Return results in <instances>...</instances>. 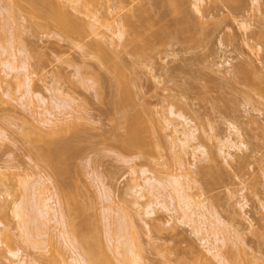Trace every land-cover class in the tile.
<instances>
[{"label": "rangeland", "instance_id": "374dc122", "mask_svg": "<svg viewBox=\"0 0 264 264\" xmlns=\"http://www.w3.org/2000/svg\"><path fill=\"white\" fill-rule=\"evenodd\" d=\"M11 1L13 0H0V48L3 49L4 46L9 51L16 52L20 58L19 66L24 65V62H26V68L20 67L18 70L10 72L9 76H6L5 70L8 69L0 65V76L6 78L3 87L9 86L7 90L10 93L8 96L4 95L3 89L0 88V95L3 92L2 101H0V131L5 134L1 139L2 141H0V168L2 167L0 169V220L9 228V236L6 235L7 231L4 230L1 238L0 264L10 263V256L7 253L9 248L22 250L23 255L36 260L37 264H69V260H71L72 253L65 247L63 238L59 237L61 236L59 232L62 227L59 226L60 228H58L54 221H48L49 217L47 215L39 217V220H37L42 223L48 222L49 226L52 227H42V229L39 223L33 222L36 215L34 214L36 204L33 203L34 205L30 204L32 206H29V203H26L29 207L28 210L31 213L33 212L30 215L27 210L28 214L30 216L34 214L33 219L29 217L33 227L30 226L32 229L31 234L35 233L36 227L39 228V232L37 230L39 235L41 231L43 233V236L41 234L42 237L39 235L37 237L38 233H35L37 240L40 241H38L40 246L37 247H35L36 243L32 247V244L23 241L22 233H19L20 228H18L17 219L11 210L12 204L15 202H20L23 199L21 202L24 203L23 196H26L27 202L28 199H32L33 191L30 182L39 178L41 173L51 178L48 185L53 189L58 184L72 193L76 191V194L73 193L75 194L73 199L76 201L74 203L79 202L84 206L80 207L82 211L79 209L81 212L77 213L74 209H71V217L74 218L75 227L68 223L69 227L65 229L72 231L73 228L80 238L87 236L86 240L89 238L88 240L91 243L101 244L105 250L107 249L106 251L109 250L108 252L111 255L107 253L112 256L111 258L114 261L116 260L115 262L120 264V257L116 258V255H113L108 239L110 235L117 234L114 232L119 228L117 230L115 228L123 221L119 226L120 229L121 227L126 228L127 222H129L128 229H125L126 235L130 236H128L129 239L133 237L130 239L132 241H129L137 246V252L145 257L147 264H198L197 261L201 259L204 253L206 254L205 247L202 245L204 243L201 241L205 232H195L196 230L194 231L190 224L186 223L187 218H184L186 221L180 219L181 211H170L161 206L160 199L163 202L164 198L167 204L169 200L171 202V198L168 197L169 200L167 199L168 194L165 195V192L164 195L159 193L163 198L160 197L159 202L156 201V204H153L154 214L147 215L145 212L147 201L156 199L153 195L149 199L151 194L148 193V190L151 188L145 186L144 183L142 184L143 179L147 176L166 178L178 175L181 173V170H179L180 157L184 159L181 158L189 167L195 160L191 154L192 152H189L192 148L187 154H181L179 147L172 144L171 129L166 127V116L171 119L174 118L173 115L169 114V108L171 101L173 99L176 101V98L194 103L195 107L199 108L205 121H203L205 123L204 127H201L204 130L201 129L203 133L201 130L198 133L206 135V153L203 156L200 152H197L199 157L196 155L198 161H195L198 164L195 163L198 166L190 169L191 171L193 168L198 171L203 170V174L190 171L191 175L199 180V184H192L194 188L190 190L191 193L195 195L198 201H204L207 206L214 208L225 222V231H228L227 235L231 237L232 242L230 241L231 243L228 244L229 247L223 246L222 251H225L223 253L229 261L233 252L235 254L234 261L238 264H247L249 260L253 261L251 264H264V96L262 97L254 92L249 95L245 94L243 90L246 87L240 83L227 81L230 74L226 73V69L232 68L231 64L234 65L242 59H247L251 63L253 62L254 66L261 67L262 64L258 61V55L260 54L257 55L255 51L253 52L252 49L244 45L243 40L240 39L243 36L246 37L244 35L246 33L238 26V22L244 21L248 30L257 29L259 20H264L262 15L264 13L262 12L264 10V0H245V3L244 0L242 2L241 0H225L230 6L242 4L239 9L242 6L243 9L239 12H243L245 9L243 13L246 15L240 14L238 10L235 11L239 13L238 15L233 13L234 10L229 13V8L232 7L223 8L224 10H222L220 7L227 6H223L224 1L220 3V0L218 3L222 5L216 7L220 10H215L217 12L222 10V12L218 13H215L216 11L212 9L213 5L216 6V1L213 4V0H208V3L205 0L204 5L202 3L201 5L197 0V3L195 0H187V2L184 0V4H186L183 8L186 7V12L191 13L188 12L189 15L186 14V18L189 16V18H194L192 20L199 21V17L200 21H213V23H221V20L225 19L226 21L228 18L226 21L228 23L222 22L224 28L221 23L223 29L219 27V32H221L216 31L218 35L213 33L210 38H203L202 44L195 48L180 51V44L173 43V45L171 42H174V40L168 39L167 41H159L153 51L151 50L149 53L148 50L149 54L140 57H137V53L132 48L134 43L126 45V39L124 38L125 43H123V40L120 41L121 38L118 39L117 35V38L114 36V38H111V32L118 29L111 30L112 27H115L113 24L119 21L116 27L121 22L120 24L124 25L126 29H130L132 25L137 26V20H165L164 22L167 21L168 25L173 26L175 19L177 20L178 17L180 18L178 20H183L179 16L182 15L183 10L181 1L172 0V2H168V0H161L160 3V0H118V2L117 0H99V21L104 24L99 26L103 32L100 33V30V34L94 31L92 35H85L83 42L89 41L88 44L92 45L91 42L95 41L92 42L95 45L99 41V44L107 45L111 52L115 50L116 53L120 52L117 54L118 56L114 55L115 52L112 53L113 56L117 57L114 60L113 56H110V62L105 64L99 61L101 57L96 56L98 53H94L86 46H79V39H71L63 33L61 28L59 30L56 21L38 16L35 13L36 7L33 6V8L31 4L29 6L32 9L27 6V9L19 10V13L15 11L14 6L11 7L19 15L16 14L17 17L15 16L13 20L9 19L10 21H8L7 14L9 12L6 11L7 8L9 9L8 6L12 5ZM39 1L41 0H35L37 4L33 2V5L37 6L42 2ZM211 1L212 3H209ZM194 2L197 5L199 4L198 7L201 6V9L196 8L197 10L200 9L201 12L204 9L203 7H207V4V8L212 6V8L210 7L213 10H211V13L207 8L204 10L208 11L202 13L204 15H206V12H208V15L215 13L217 17L212 15L210 17L213 19L210 20L211 18L206 15L203 18L204 15L201 12L196 10V13ZM229 4L224 5L229 6ZM172 5L174 6L172 7ZM175 5L178 9L176 10L178 11L177 15L179 14L177 18L175 17L176 11L173 10L176 8ZM163 9L165 10L163 11ZM71 10L74 11L70 8ZM246 11L248 12L246 13ZM168 12L171 14L169 15ZM225 12H228L229 17ZM74 13L77 14V11ZM219 13L223 14L220 16ZM235 15L238 20L234 17ZM77 16L81 15L78 14ZM182 16H185V13ZM126 18H130V22H126ZM186 18L184 19L186 20ZM229 19H231V22ZM105 24H109V26L107 27ZM4 26H7L5 30L2 29ZM88 29L92 32L90 28ZM228 32L238 35V37L236 36V40H238L235 46L227 43L226 35L229 34ZM14 33L15 36L16 33L18 34L15 38L17 41L14 39L15 42H11L10 37ZM262 39L264 40V36ZM107 48L105 49L107 50ZM2 49L0 53L4 52L5 54V50ZM130 50L132 51L130 52ZM0 56L3 57L4 55L0 54ZM118 57L121 59H118ZM116 58L120 62L126 63L125 75L128 74L127 76L131 80L127 79L128 82H131V85H126L129 88V94L130 90L132 91L129 95L130 98L127 95L128 98L126 96L123 99L121 96V99H119V91L122 89L119 86L120 82L115 80L117 75L113 78L114 70L111 71V63L116 62ZM110 66L111 68H109ZM174 67L177 69H173ZM27 73H29L30 85L34 95L33 97L28 96L31 101L27 100V96L22 97L23 89H19V83L21 79H24V74ZM15 75H17V78L13 77ZM122 79L125 80L124 77ZM50 88L55 90L53 92L59 100L53 98V92L49 91ZM58 90L60 91L59 94L57 93ZM98 90L101 93L103 92L102 95L100 93L98 94L100 96L97 95ZM37 93L48 99L47 104L38 101L35 97ZM62 93L65 95H62ZM66 95L72 100V102L70 101L71 106H69L70 102L68 101L69 107H62L64 110L55 107L56 104L54 105V103L62 100L61 97L66 99ZM116 96L118 100H115L114 97ZM123 96H125L124 89ZM29 102L30 104L32 102V106L29 105ZM64 103L66 102L64 101ZM41 104L45 105L42 106ZM142 104L148 107L145 121L147 125L144 123L146 127L148 126V130L144 131V138L142 135L145 146L143 149L137 148V151L129 150L122 144V139L128 133H126V126H128L129 120L126 122L125 114L128 110V114L131 110L132 113L142 110ZM50 105L52 106L51 109L53 108L52 116L57 117L53 119L54 123L52 124L55 125L56 123L58 128L61 127L60 130L49 125L43 126L39 122L42 118L41 113L44 112L43 115L48 116L52 114ZM60 111H62L61 114ZM188 115L191 116L189 113ZM180 121L183 122V120L176 118L175 123ZM229 121L238 126L240 133L231 129L230 125L233 123L229 125ZM61 123L62 125H60ZM192 123L195 126V123ZM62 126L66 127L67 130L64 129L65 131H63ZM68 127H70L69 130ZM55 128L59 132H54ZM230 134L231 139L244 142L246 145L241 146L240 149L228 148V153L227 149L224 148L227 154H229V151L231 154V156L226 155L227 159H225V154L219 152V141L225 137L227 138ZM67 141H70V145L72 144V150L62 151V149H59L60 146L58 148L57 145H64ZM217 144H219L218 147ZM48 149L55 152V156L57 160L60 159V162L62 160L64 162L67 158L64 163L61 162V165H59L60 169L49 165L41 156ZM142 168L148 171L145 175L141 173ZM68 169L73 170L69 171ZM164 178H162L163 181H165ZM27 180L30 184L26 183L28 185L26 188L24 182ZM137 183L147 187V191H143L147 192H145L146 196L148 195L147 197L144 198L139 193L140 190L135 187ZM155 186L158 187L157 184ZM157 187L156 189L153 187L156 193ZM161 187L164 186L161 185ZM27 189L28 191H26ZM169 190L172 191L171 186L169 188L164 187L162 191L169 193ZM172 193L175 196V193ZM24 206H26L25 203ZM37 207L42 208L38 204ZM24 208L26 210L27 207ZM177 212L180 214H176ZM139 214L140 216H138ZM28 216L26 214V217ZM194 225L197 224L194 223ZM53 226H56V228ZM218 228H221V226ZM47 229L49 234L46 231ZM113 230L114 232H112ZM223 231L218 230L220 236L223 235ZM44 233L48 235L45 236ZM239 233H241L242 238L238 237ZM34 237L35 235H32V238ZM24 240L26 239L24 238ZM232 243H234L233 248L231 247L233 246ZM108 247L110 248L108 249ZM98 257L100 256L98 255ZM98 261L100 262L101 259H98ZM100 264H104L103 258Z\"/></svg>", "mask_w": 264, "mask_h": 264}, {"label": "bare ground", "instance_id": "6f19581e", "mask_svg": "<svg viewBox=\"0 0 264 264\" xmlns=\"http://www.w3.org/2000/svg\"><path fill=\"white\" fill-rule=\"evenodd\" d=\"M41 1H39L41 3L38 4L37 6L35 5V4H37L35 2V0L34 1H32V0H13V1H11V4L12 5L11 6H8L9 9L7 8V11H6V12H9L8 14L6 13L7 16H8L7 17L8 18L7 20L8 21H10L11 19L13 20V18L16 16V14H18L20 12L19 10L22 11V10L27 9L28 7H31V6L33 7L34 6V7H36L35 13L38 16H40V17H42L44 19L49 18L47 20H53L54 22L56 21V23H57L56 25L57 26L59 25L58 26L59 27L58 28L59 30L61 28V30L63 31V33H65L71 39H79L80 40L79 46H82V47L86 46V47H88V49H91L94 53H98V54H96V56H100L101 57V60L99 58V61L103 62L102 64H105V63L110 62V58L109 57L110 56L112 57L113 54H114V52L116 50L114 52H111V50H109V47L107 48V45L106 46H103V44H99V41H97L98 44L95 43V45L92 43V42H95V41H92L91 42L92 45L88 44L89 41L88 42H83V39L86 36L90 35V34L92 35L94 31H96L97 34H100V33L103 32L102 29L99 26L101 24V22L99 21V19H100L99 7H98L99 0H41ZM169 1L172 2V0H168V2ZM180 1L182 3L181 8H183L186 3L184 4V0H180ZM185 1L187 2V0H185ZM197 1H198V3L200 2L199 4H201V3L203 4V2L205 0H197ZM197 1H196V3H197ZM214 1L217 2L216 6L213 5L214 6L213 8H212V6H210L213 10L217 9L216 7H219V6L222 5V4H220L221 1H224V3L222 2L223 3V6H227V7H220L222 10H224L223 8H227L228 9L229 7H232V8H229L230 9V12L229 13H231L232 10H234L233 13L236 14L237 13V12H235L236 10H238V12H239V10H242L243 9V6H242L241 9H239V7H241L242 4H237L238 1L236 3L237 6L236 5H231L230 6V4L229 3H226L225 0H220V1L219 0H213V4L216 3ZM218 1L220 3H218ZM254 1H257V0H254ZM33 2L35 3L34 5H33ZM117 2H118V0H117ZM120 2H122V1H120ZM241 2H242V0H241ZM148 3H150V2H148ZM160 3H161V0H160ZM196 3L194 2V4H193V5H195V11L197 10L196 8H200L201 7V6L198 7L199 4L197 5ZM207 3H208V0H207ZM209 3H212V1L209 2ZM244 3H245V0H244ZM30 4H31V6H29ZM218 4H220V5H218ZM224 4H229V6L228 5H224ZM232 4H234V3H232ZM159 5H161V4H159ZM193 5H192V8H193ZM117 6H119V5H117ZM173 6L174 5H172V7ZM234 6H236V7H234ZM11 7H13L15 9V11H17V12L19 11V12L18 13L14 12V9H12ZM32 7H31V9H32ZM157 7H158V5H157ZM207 7H208V4H207ZM210 7L207 8L210 11L209 13H211V10H212V9H210ZM262 7H261V10H262ZM70 8L74 9V11L73 10L70 11ZM140 8L142 9L143 7L141 6ZM160 8H162V7H160ZM203 8L206 9L205 7H203ZM236 8H238V9H236ZM185 9H186V7L183 8V10H182V15H184V13H185V16H182V15H179L178 14L179 16L182 17L183 20H178L180 18L177 15V13H178V11H176V10H178L177 9V6H176L175 9H173L174 11H176V15L177 16L175 15V17L176 18L178 17L177 20L175 19V23H174L173 26L168 25L167 24V21L164 22L165 20H163V21L162 20H160V21L159 20H157V21L156 20H137V26H133L132 25V28L126 29L124 25H121L120 24L121 22L119 23V26L116 27V24L119 22L118 21V22H116V24H113L115 27H112L111 26L112 27L111 30H113L114 28H116V29L118 28L117 30L114 29L111 32L112 33L111 38H114V37L117 38V36H118V39L121 38L119 40L120 41L123 40V43H125L124 42V38H125L126 39L125 40L126 41V45L127 44L130 45V43L131 44L134 43V44H132V46H133L132 48L137 53V57H140V56H144L146 54H149L151 50L153 51V49H155L154 48L155 45L159 41H162V40L167 41L168 39L174 40V42H171L172 44L173 43L174 44H180V46H179V50L180 51H183V50L186 51V50H188L190 48H195L196 46H199V45L202 44L201 42H203V40H202L203 38H205V39L206 38H210L211 37L210 35H213V33H214V35L215 34L218 35L217 32H219V29L221 28V25L220 24L222 22L223 23L224 22L225 23H228V22H226L228 20V18H227L226 21H225V19L224 20H221L222 21L221 23H218V22L217 23L216 22L213 23V21L212 22L211 21L203 22V21H200L199 17H198V20L199 21H196V19L195 20H192L194 18H191V17H190L191 20H189L190 19L189 16H188L189 19L186 18L187 15H189L188 14L189 11L186 12L187 9L186 10ZM200 9L197 10V11L201 12ZM204 9H202V12L205 13V11H208V10H204ZM246 9H247V7H246ZM263 9H264V7H263ZM164 10L165 9H163V11ZM217 10H220V9H217ZM222 10L221 11H218V12H222ZM244 10H243V12H245ZM76 11H77V14L74 13ZM197 11H196V13H197ZM30 12H31V10H30ZM218 12L216 11L215 13H218ZM243 12H239V13L241 14ZM247 12L248 11H246V13ZM262 12H264V10ZM150 13H148V14H150ZM179 13L181 14V12H179ZM201 13H199V14H201ZM204 13H202V15H204ZM207 13L208 12H206V15H208ZM215 13H212L213 17H215L214 15H216V17H217V14H215ZM225 13H227V16L229 17L228 12H225ZM239 13H237L236 15H238ZM78 14H80L81 16L83 15L84 17L77 16ZM168 14H169V12H168ZM222 14L219 13L218 15L221 16ZM243 14H242V17H243ZM73 15H75V16H73ZM133 15H134V13H133ZM141 15H142V11H141ZM160 15H161V13H160ZM206 15H204L202 17L204 18ZM212 15L209 14L208 15L209 18H211L210 16H212ZM236 15L234 16L235 18H236ZM244 15H246V14H244ZM262 15H263V18H264V13ZM166 17H168V16H166ZM184 18H186V20ZM209 18H208V20H209ZM126 19H127L126 22L127 21L130 22L129 21L130 18H126ZM148 19H150V18L148 17ZM212 19L213 18H211L210 20H212ZM205 20H206V18H205ZM230 20L231 19H229V21ZM237 20H232V21H237ZM8 21H6V22H8ZM223 23H222V27L224 28ZM135 24H136V22H135ZM157 24L159 25V27H158ZM101 25H104V24H101ZM120 25H121V27H120ZM105 26L108 27L109 24H107V25L105 24ZM238 26L240 28H242V30L246 33V34H244V35H246V37H244V36L242 37L241 36L242 38H240V39H242L243 42H244V45H246L248 48L252 49L253 52L255 51L257 53V55L260 54V55H258V61H260V63L262 65H261L260 68H259V66L256 67V66L253 65V62L251 63L247 59H242V60H240L238 63H236L234 65H232L229 62V64H231V67L232 68L231 69H226L227 72L225 71L226 73H229L230 74V76L227 78V81L243 84L246 87V89L243 90L245 94H248L249 95L250 93L254 92V93L260 94V96L263 97L264 96V49H263L264 48V43H263V41L264 40L262 38L264 36L263 35V32H264L263 31V28H264V20L263 19L262 20H259V24L257 25V29H253V30H248V27H247V25H245V22L244 21L238 22ZM4 27L2 29L5 30L7 26L5 28ZM154 27H157V28L154 29ZM88 28H90L92 30V32ZM223 28H221V29H223ZM109 29H110V27H109ZM100 30H101V32H100ZM128 31H129V33H128ZM228 33L229 34L226 35L227 36L226 39H228V42L227 43L230 44V45L235 46L236 45V42L238 40V39L236 40V36L238 37V35L236 33H230V32H228ZM17 35H18L17 33H16V36H15V33H14V35L12 34V36H11L12 38L10 37L11 42L12 41L15 42V40L17 41V39H15L17 37ZM127 39H128V41H127ZM120 41H119V44H120ZM251 42H253V44H251ZM83 43H86V44H83ZM123 43H122V45H123ZM117 45H118V43H117ZM0 46H1V43H0ZM105 48H107V50ZM1 49H2V47L0 48V50ZM2 50H5L6 53L4 54L3 51H2L3 53H0V54H3L4 55L3 57H1L2 55L0 56V65H3V66H5L8 69V70H5L6 76H9L10 75V72H12L14 70H18L20 67L21 68L22 67L23 68H26V65H25L26 62H24V65L19 66L18 62L20 61V58L18 57V55H17L16 52L9 51L4 46H3V49ZM132 50H130V52ZM19 51L21 53V49ZM118 53H120V52H118ZM118 53H116L114 55H117ZM117 56H113V59L115 60V57H117ZM119 58L120 57H118V59ZM118 59L116 60V62L113 61L111 63V66H112L111 71L114 70V72L116 73V74L115 73L113 74V78L116 75L119 76V77L116 76L117 79H115V80H118L117 82H120V85L119 86L121 87L122 90L119 91L120 97L118 95L117 96L119 97V99H121V96L124 99V97H126L127 95L129 96L131 94V92H132L130 90V94H129V88L126 87L127 84H130L131 85V82H128L130 80L129 79L130 77L127 76L128 74L125 75V70L126 69L124 70V68H125V64L126 63L124 64L123 62H120ZM111 66L109 68H111ZM126 66H128V65H126ZM173 69H177V68L174 67ZM120 76H122V78L124 77L125 80H123L122 78H120ZM126 76H127V78H126ZM13 77H16L17 78V75H15ZM127 79H129V80H127ZM5 80H6V78L4 79V76H0V88L3 89L2 91L4 92V95H7L8 96L10 94L9 93V90H7V88L9 86L8 87H3L4 86L3 84H4ZM126 82H128V83H126ZM30 84H31V82H30L29 73L24 74V79H21V81L19 83V89H23L22 97H26L27 96L26 97L27 100L28 99L30 100V98H28V96L29 97H33L34 96ZM98 84H99V82H98ZM117 84H119V83H117ZM93 85H95V84H93ZM95 86H97V85H95ZM116 87H118V86H116ZM120 87H119V89H120ZM95 88L98 89V87H95ZM100 88H101V85H100ZM51 89L52 88L49 89V91H51V93L53 91L55 92V90H51ZM123 89H124L125 96H123ZM126 91H128L127 92L128 94L126 93ZM3 92H2V95H3ZM54 92L52 93L53 96H54L53 98L54 99L57 98V100H59L58 96L55 97V93ZM59 92L60 91L58 90L57 93L59 94ZM99 93L102 95L103 92L101 93L98 90L97 95ZM2 95H0V101H2ZM62 95H65V94L62 93ZM60 96H61V93H60ZM66 96H63V97H66ZM98 96H100V95H98ZM117 96L114 97V98H116L115 100H118V97ZM128 96H127V98H128ZM35 97H37L38 101L41 102V103H46L47 104V102H48L47 101L48 99H46V97L43 96L40 93H37L35 95ZM129 98H130V96H129ZM60 99H62L63 101L60 100V101H62L61 103H60V101L57 102V103L55 102L54 103V105L56 104L55 107L64 110V108H62V107H65L66 108V107L71 106L72 100L70 98H68V96H67L66 99L65 98H62V97ZM64 101L66 103H64ZM68 101L69 102L71 101L70 102V105H69ZM114 102H116V101H114ZM31 104H32V102H31ZM31 104L29 102V105H31ZM41 105L43 106L45 104H41ZM195 106L196 105L194 103L189 102V101H183L181 98H176V101H175V99H173V101H171V105H170V108H169V114L173 115L174 118L171 119V118H168V116H166L165 120H166V127L171 129L172 144L175 147H179V149H180L179 151L181 152V154H187L188 151L190 150V148H192V150L189 151V152H192L191 154H192L193 158L198 161V158L196 157L197 152H200L203 156H205L206 149H207V147H206L207 144H206V140H205V136L206 135L204 136L201 133L200 134L198 133V131L201 130L204 127V124H205L204 122L205 121L203 120V115L200 112L199 108H196ZM51 107L52 106L50 105V110H51V113L52 114L49 113L50 116H48V115H45V114L43 115L44 112L41 113L42 114V116H41L42 118H41V121H39V122H41L43 124V126L49 125L52 128L53 127H56L57 129L60 130L61 127L58 128L57 125H56V123H55V125L52 124V123H54V120L53 119H55L57 117L54 118V116H52L53 115V111H52L53 108L51 109ZM147 108L148 107L146 105L142 104V110L137 111L136 113H132V110H131L129 114H128V112H129V110H128L127 114H125L126 115L125 119L127 118L126 119V122L129 120V122L127 123L128 126H126V129H127L126 130V133L128 132L130 134L127 133V135L125 136V138L122 139V144H123V146L125 148H127L129 150L131 149V150H136L137 151V148L143 149V147L145 146L144 145L145 143H144L143 138L145 136V134H144L145 132L144 131H147L148 130V126L147 127L145 126V124H146L145 121L147 119L146 115L148 114L147 113L148 112ZM50 110H49V112H50ZM67 110H68V108H67ZM133 112H135V111H133ZM59 113L61 114L62 111H60ZM63 113H65V112H63ZM70 113H68V114H70ZM188 113L191 114V116H189ZM59 117H58V119H59ZM65 118H67V117H65ZM176 118H179V119L183 120V122L180 121V122L175 123ZM192 122L195 123V126L192 125L193 124ZM196 124H198V125H196ZM230 124H232V125H230ZM60 125H62V123ZM229 125H230V127H232L231 129H233V131L235 130L236 132L238 131V133H240L239 132L240 129L237 128L238 126L234 122H231L230 123V121H229ZM49 126H47V127H49ZM62 127H63V131H65L64 129L67 130L66 127L65 128H64V126H62ZM52 128H51V130H53ZM56 128H55V131L54 132L57 131ZM69 128L70 127H68V130H69ZM203 131H202V133H203ZM42 132H45V131H42ZM57 132H59V131H57ZM205 132H207V131L205 130ZM231 133H233V132H231ZM4 135L5 134H3L0 131V141H2L1 139H3V136ZM76 135H78V134H76ZM142 135H143V138H142ZM219 142H220L219 143L220 145L217 144V147L219 145V152L225 154V159H227V156L226 155L231 156L230 151H229V154H227L229 149H234V148L240 149L241 146H245L246 145L244 142H239L237 140L235 141V140L231 139V134L229 136H227V138L225 137L224 139H221ZM48 145H49V142H48ZM61 145H57V146H58V148L60 146L59 149H62V151H66V150L69 151V149H71V147H72V144L70 145V141L69 142L68 141L65 142L64 145H62V146ZM224 148L227 149V153L225 152ZM73 149H74V147H73ZM41 156L43 157V159L49 165H51L54 168L56 167V169H58V167H59V169H60V166L59 165H61V162L63 160L61 162H60V159L57 160V157L55 156V152H52L51 150L48 149L46 151V153H42ZM70 157H71V155H70ZM181 158L182 157H180V159H179V162L181 161L180 162V165H179V170H181V173L180 174H178V175L177 174L176 175H172V176L166 177V178L162 177V178L165 179V181H163V179L160 178V177H156L155 178L153 176H151V177L150 176H147V177L145 176L146 178L143 179L144 182H142V184L144 183L145 186H147L148 188L149 187L151 188V189L148 190L149 191L148 193L151 194V196L149 197V199L152 198V195L156 199V200H153L152 199L149 202L147 201L146 208H145L146 214L147 215L154 214V211L155 210H154L153 207L156 204V201H158V199L160 197L163 198V196H161V194L164 195V192H165V195H167V194L169 195V196L167 195V199H168V197L171 198V202L168 199L169 200V203L167 204L166 201H165V199L163 198V202H162V199H160L161 200L160 203L162 205L160 203L159 204L162 207H164V208H166L167 210H170V211H181L182 215H179V216H181L180 219H183V221H186L187 220L186 223L190 224V226L194 229V231L196 230L195 232H197V233H201V232L204 233L205 232L204 233L205 235H204L203 239L201 238L202 239L201 241H203V243H204L202 245L205 247L204 250H206V254L204 253L203 256L201 255L202 256L201 259H199L197 261L198 264H238V263H236L234 261L235 254L233 252L231 254L232 257L230 256L231 260H233V261H231V260L229 261V259L226 258L227 256H225V254L223 253L225 251H222L223 246L229 247L228 244L232 242L231 241V237L227 235L228 234V231H225V228H226V225L224 224L225 222L222 220L221 216L219 215V213L217 211H215L214 208H211V206L210 207L207 206V204H205L204 201H198L197 198L195 197V195L192 194L191 191H190V190H192L194 188V186L192 184H195V185L199 184L198 178H196L195 176L193 177L191 175L192 174L191 172L194 171L195 173H199L200 172L201 174H203V170L202 171H198L196 168H195V170L193 168V170L191 171L190 170V169H192L191 167L198 166L197 165L198 164L197 161L194 160V163H191L192 165L190 164L191 167H189L186 164L185 161L184 162L182 161L184 159L182 158V160H181ZM66 160H67V158L65 159V161ZM64 162H62V163H64ZM65 170L67 171V169H65ZM65 170H64V172L66 173ZM71 170H73V169H71ZM71 170H69V171H71ZM147 172L148 171L146 169H143L142 168L141 173L143 175H145ZM62 174H64V173H62ZM60 176H61V174H60ZM49 181H51V178L49 176H47L46 174L41 173L39 175V178H37L34 181L30 182L31 183V189H32L33 193H32V197L30 195L29 196L32 199L31 200L28 199L29 201L27 202V200H26L27 198H25L26 196H23L24 199H25L24 200V203L26 205L24 207H27L26 210L23 207L24 203L21 202V201H23L22 198H21L22 200L20 202L17 201L14 204H12L13 206H12V209L11 210L14 213V217L17 219V223H18L17 225H19L18 228H20L19 233H22L23 241H25L26 243H30V245L32 244V247H34L35 243H36L35 247H37L40 244V243L38 244V241L39 240H37V237L41 236V234L43 236V233H41L42 232L41 231L40 232V235H39V233H38L39 232V230H38L39 228L37 229L36 226L39 223L41 228L42 227H47V228L48 227H52L51 225L49 226L48 222H45V223L44 222L42 223L40 221L38 222V220H39L38 218L39 217L41 218V217H44V216L47 215L49 217V219L47 217L48 221H54L56 223V225H58V228H60L59 226L62 227V229H60V232L58 231L59 232V235H61L59 237H62L63 238L65 247L68 249L69 252L72 253L71 260H69V264H100V263H102V258H103L104 264H119L118 262H115L116 260L114 261V259L111 258L112 256H110L111 254L108 252L109 250L106 251L107 249L105 250L104 247L101 246V244H97V243H94L93 244V243H91L90 240H88L89 238L86 240L87 236H85V237L82 236V238H80V236L77 233V231H74L73 228L71 229L72 231H70V229H69V231H67L65 229L66 227H69L67 225L68 223H70V225H72V227H75V225H74V222L75 221L73 222V219L74 218H72L73 216L71 217V209H74L75 212L77 213V212H81L82 211V208H80V207H84V206L81 205L79 202L74 203L76 201H74L73 198H75V196H73V195L76 194L75 193L76 191L73 192V193H75V194H73L72 192H70V190L68 191L64 187L59 186L58 184L53 189L51 186L48 185L49 184ZM153 182H155V183H153ZM165 182H167V183L165 184ZM24 183H25L24 186L26 188L28 186L27 184H30V183H28V180L26 182H24ZM103 184H104V182H103ZM142 184L141 183H137V185L135 184L136 186L135 185L134 186L135 187H138V189L140 190L139 193H141L142 196L145 198V197L148 196V195L146 196V194H145V192L147 191V189H146L147 187H145ZM156 184L158 185V187L155 186ZM167 184H169V185L167 186ZM161 185L164 186L165 188H169V186H171L172 187V191L170 192V190H169V193L166 192V191H162V190H164V187L162 188ZM153 187L155 189L157 187V190H156L157 193L155 192V189ZM160 187H161V189H160ZM28 189L26 191H28ZM31 189H30V191H31ZM158 189H160V190H158ZM137 190H136V192L138 193ZM144 190H146V191L143 192ZM132 191L134 192V190H132ZM172 192L175 193V196H174V194ZM159 193H161V194H159ZM26 194H27V192H26ZM22 195H24V194H22ZM108 195H110V194H108ZM106 197H107V195H106ZM72 199H73V201H72ZM108 199L109 198H107V200ZM158 202H157V204H158ZM26 203H29V206H32L30 204H33V203L36 204V207L35 206H33V207H35V209H36L34 214H36L37 216L35 215L33 222H37V224L35 223V225H36L35 226L36 227L35 233L38 230L37 237H36V234L34 232L31 234V232H32V229H31V227H32V221H31L30 218L33 219L34 214H33V216H30L33 212L31 213V211L28 210L29 207H28V205ZM37 204L39 205V207H42V208L41 209L38 208L37 207ZM137 205H140V204H137ZM171 205H172V208H171ZM33 207H32V209L34 210ZM79 209L81 211H79ZM206 209H207V211H206ZM27 210H28V212H30V215L28 214ZM207 212H208V214H210L209 216H208ZM25 213L27 214V216L28 215L29 216L26 217V214ZM73 213H72V215H73ZM176 214H180V213L177 212ZM138 216H140V214ZM122 217H124V216L122 215ZM122 217H121V219H122ZM184 218H187V219L185 220ZM41 223L44 226H41L42 225ZM120 223L122 224L123 221L120 222ZM194 223H196L198 226L197 225H194ZM127 224L130 225L129 222H127ZM120 225H118V227L115 228L116 230H117V228H119L116 232H114L115 229L112 231V232L117 233V234H115V235L112 234L113 237H111L112 235H110V238L108 239V241L110 242L109 245H110L111 248L108 247V249L109 248L111 249V251L113 252V255L114 256L116 255V258L120 257L119 258L120 264H147L145 262V257H142L141 256L142 254L137 252V250H136L137 246H134L133 244H131L130 241H132V240H130V239H132L133 237L129 239L130 236L128 235L129 236L128 237L126 235V232L125 231L128 229V225L126 227L127 229L124 228V227L123 228L121 227V229H120V227H119ZM220 226H221L222 229L221 228H218ZM53 227L56 228V226H53ZM129 228L131 229V226ZM219 229L221 231L224 230L223 231V235H221V236H220L221 232L219 231L220 234L218 232ZM4 230L7 231V234L6 235L9 236V233H8L9 232V228H8V226L2 220H0V245H1V242H2V239L1 238H2V235H3V231ZM46 231H47V233L49 232L48 229ZM238 231H237V233H238ZM47 233H44V235L46 236ZM108 234H110V233H108ZM32 235L33 236L35 235V237H34L35 239L32 238ZM240 235H241V233H239V236L238 235L237 236L242 238V236H240ZM24 238L26 240H24ZM33 239H34V242H33ZM236 239H237V237H236ZM36 240H37V242H36ZM88 241L91 243V245H90V243ZM220 242H221V244H220ZM233 244L234 243H232V245ZM235 244H236V242H235ZM95 246H96V248H95ZM231 247L233 248L234 245L231 246ZM232 248H231V250H232ZM7 253L10 256L9 257L10 258V263H8V264H37V261L36 260L29 259L27 256L23 255V251L20 250V249H11V248H9L7 250ZM97 254L100 257L97 258V256H98ZM98 259L99 260L101 259V261L99 262ZM251 262H253V261L249 260L247 262V264H251Z\"/></svg>", "mask_w": 264, "mask_h": 264}]
</instances>
